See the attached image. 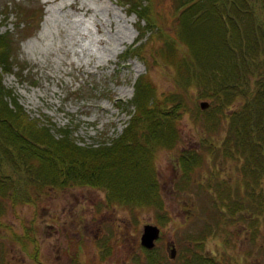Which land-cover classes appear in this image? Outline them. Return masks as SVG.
I'll list each match as a JSON object with an SVG mask.
<instances>
[{
    "label": "rangeland",
    "instance_id": "374dc122",
    "mask_svg": "<svg viewBox=\"0 0 264 264\" xmlns=\"http://www.w3.org/2000/svg\"><path fill=\"white\" fill-rule=\"evenodd\" d=\"M179 3L135 0L139 13L122 0H0L1 29L14 31L17 41L13 69L0 68V81L14 92L23 112L17 117L27 113L56 136L69 130L78 143L99 146L124 132L145 74L158 107L175 114L177 130L174 142L154 153L156 203L130 207L88 183L52 187L13 208L4 202L0 264H181L184 255V264H264V156L258 148H228L227 120L211 98L197 96V85L182 81L183 64L169 55L173 44L186 48ZM21 10L36 18L18 31ZM183 158L193 166L186 169ZM8 167L17 176L20 166ZM148 222L161 229L150 252L141 242Z\"/></svg>",
    "mask_w": 264,
    "mask_h": 264
},
{
    "label": "trees",
    "instance_id": "16d2710c",
    "mask_svg": "<svg viewBox=\"0 0 264 264\" xmlns=\"http://www.w3.org/2000/svg\"><path fill=\"white\" fill-rule=\"evenodd\" d=\"M122 1L141 13V4L133 5L135 0ZM178 6L182 8L178 32L186 48L173 44L174 51L167 54L183 64L182 81L197 85V96L211 98L214 110L227 120L228 148H258L259 156H264V0H180ZM43 9L37 18L21 10L15 26L18 31L28 29L35 18L39 25ZM16 44L14 31L2 30L0 23L3 71L13 69ZM13 93L0 81V217L6 210L4 202L17 207L34 202L52 187L77 183L106 187L109 196L130 207L160 200L154 153L158 147L171 145L177 130L175 114L158 107L157 88L145 74L136 81L134 98L129 101L136 110L124 132L99 146L78 143L69 130L56 136L47 125L39 124V118L32 123L26 120L27 113L19 118L23 112ZM236 99L242 103L234 113H227ZM142 116L147 118L145 125ZM250 156L258 163V158ZM8 164L20 166L17 176L9 172ZM183 166L189 169L193 163L183 158Z\"/></svg>",
    "mask_w": 264,
    "mask_h": 264
},
{
    "label": "water",
    "instance_id": "95a60500",
    "mask_svg": "<svg viewBox=\"0 0 264 264\" xmlns=\"http://www.w3.org/2000/svg\"><path fill=\"white\" fill-rule=\"evenodd\" d=\"M204 100L201 102L202 106H207L208 101ZM207 104V105H206ZM161 229L160 226L157 223H151L148 222L144 225L143 232L141 235V242L143 245H145L148 248H154L157 244V239L160 237ZM174 254L175 248L172 250Z\"/></svg>",
    "mask_w": 264,
    "mask_h": 264
},
{
    "label": "flooded vegetation",
    "instance_id": "af4514ba",
    "mask_svg": "<svg viewBox=\"0 0 264 264\" xmlns=\"http://www.w3.org/2000/svg\"><path fill=\"white\" fill-rule=\"evenodd\" d=\"M202 237V236H201ZM205 238H199V239H193L192 240V242H194V243H199L200 241H202V240H204ZM157 248V247H156ZM187 254V253H186ZM172 255V254H171ZM179 257H182V256H179ZM187 257V255H184L183 257H182V262H181V264H184V259ZM171 258H173V259H175V260H177L178 259V256L176 255L175 256V253L171 256ZM217 260V259H216ZM206 262H209L210 264H214L213 262H210V261H206Z\"/></svg>",
    "mask_w": 264,
    "mask_h": 264
},
{
    "label": "bare ground",
    "instance_id": "6f19581e",
    "mask_svg": "<svg viewBox=\"0 0 264 264\" xmlns=\"http://www.w3.org/2000/svg\"><path fill=\"white\" fill-rule=\"evenodd\" d=\"M119 50H120V49H118L116 52L118 53ZM202 241H204V240H202ZM151 255H153V253H152ZM202 264H210V263H209V262H206L205 260H203V261H202Z\"/></svg>",
    "mask_w": 264,
    "mask_h": 264
}]
</instances>
